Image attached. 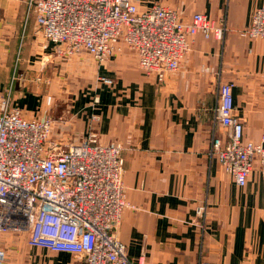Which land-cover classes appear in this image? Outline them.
Here are the masks:
<instances>
[{"label": "crops", "instance_id": "crops-1", "mask_svg": "<svg viewBox=\"0 0 264 264\" xmlns=\"http://www.w3.org/2000/svg\"><path fill=\"white\" fill-rule=\"evenodd\" d=\"M26 1L0 0V54L5 55L0 96L11 80L7 55L34 27ZM155 3L174 9L184 21L194 13L216 24L224 20L222 39L196 36L163 84L144 77L135 56L124 51H115L99 67L84 56L85 65L73 60L81 68L70 61L52 70L25 65L12 84L11 102L29 117L68 118L73 132L66 137L72 140L84 138L92 124L97 142L121 144L124 193L134 208L123 210L117 233L129 258L142 254L144 264H264V181L253 170L239 187L207 154L219 81L234 84V113L244 140L256 142L264 131V39L242 35L264 0H137L136 5L143 10ZM72 71L93 72L92 86H97L55 108L42 86L44 76L62 82ZM97 75L113 84L97 83ZM92 115L99 119L91 122ZM203 204L204 216L197 218ZM17 238L21 260L6 264H76L69 254L30 247Z\"/></svg>", "mask_w": 264, "mask_h": 264}, {"label": "built area", "instance_id": "built-area-1", "mask_svg": "<svg viewBox=\"0 0 264 264\" xmlns=\"http://www.w3.org/2000/svg\"><path fill=\"white\" fill-rule=\"evenodd\" d=\"M136 2L27 0L26 5L27 17L52 48L42 57L45 63L58 58L76 68L80 65L73 60L84 64L79 59L87 55L99 67L115 51H124L135 56L144 77L158 84L178 70L196 36L222 39L225 32L224 20L216 24L194 13L184 21L162 4L140 10ZM242 35L264 39V4ZM13 80L0 96V264L8 258L1 240L6 234L23 237L30 247L69 254L76 264H144L142 254L128 257L117 233L123 210L134 208L124 193L121 144L97 142L92 124L84 138L72 140L66 137L73 132L71 121L59 114L26 116L11 102ZM96 82L112 85L113 79L97 75ZM233 87L221 81L216 87L207 154L243 187L253 170L264 181V131L256 142L244 140ZM98 119L91 116V122ZM205 209V204L197 207V218Z\"/></svg>", "mask_w": 264, "mask_h": 264}, {"label": "rangeland", "instance_id": "rangeland-1", "mask_svg": "<svg viewBox=\"0 0 264 264\" xmlns=\"http://www.w3.org/2000/svg\"><path fill=\"white\" fill-rule=\"evenodd\" d=\"M29 32L31 33H25L24 36H21L18 42L19 45L13 48L14 52H12V55H7V65L10 66L11 69V78L14 77L12 84L16 81L15 79L17 76H22V71H19V69L23 70L25 65L35 66L37 68L43 67L44 70L50 68L52 70L55 66L59 67V64L62 62L58 58H53L51 61L45 63L42 57L49 51L48 50L46 52L45 49H43L47 48V44L42 40L40 34L36 31L35 26ZM84 58L89 57L86 55ZM81 60L84 62V65L88 62L83 58L79 59V61ZM4 65L5 55L0 54V68ZM42 73L43 72L40 71V74ZM74 73L75 72L73 71L65 73V78H62L64 80L62 82H60L59 79H55L56 76L54 77L51 74L44 76L42 86H44V89H46L49 95V104H53L55 108L70 105L73 100L75 101V98H79V95L81 96V94H86L88 88L92 89V87L95 88L97 86L95 84V87L92 86V82L95 83L92 76L93 72H89L87 75L85 72H80L78 74ZM10 83L11 80L9 81V84ZM62 89L66 90V92L60 91ZM57 115L58 113L49 116L56 117ZM70 142L71 141H68L67 143L69 144ZM22 239L25 240L24 238ZM1 240H3L4 247L6 248L8 254L6 263L19 262L21 258L16 251L19 246L18 243L20 242L19 238L14 237L12 234H6Z\"/></svg>", "mask_w": 264, "mask_h": 264}, {"label": "trees", "instance_id": "trees-1", "mask_svg": "<svg viewBox=\"0 0 264 264\" xmlns=\"http://www.w3.org/2000/svg\"><path fill=\"white\" fill-rule=\"evenodd\" d=\"M30 18H31L30 16L27 17L28 20H30ZM28 28H29L28 26L25 28V32H26L27 30H29ZM27 32H28V31H27Z\"/></svg>", "mask_w": 264, "mask_h": 264}]
</instances>
